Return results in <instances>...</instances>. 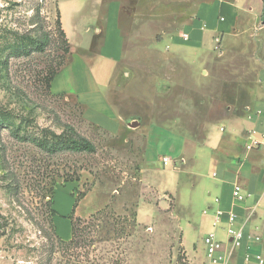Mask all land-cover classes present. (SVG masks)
Wrapping results in <instances>:
<instances>
[{"label":"rangeland","instance_id":"1","mask_svg":"<svg viewBox=\"0 0 264 264\" xmlns=\"http://www.w3.org/2000/svg\"><path fill=\"white\" fill-rule=\"evenodd\" d=\"M61 1L0 0V264H209L203 238L213 230L220 184L213 173L223 158L215 147L236 126L223 117L225 107L212 104L221 93L212 72L223 67L225 76L253 87L264 74V28L253 25L228 55L220 57L215 50L221 48L196 54L179 37L202 0H120L124 58L110 98L124 118L103 124L73 96L51 91L49 78L66 63L70 42L73 73L85 75L80 61L87 63L102 44L99 37L82 52L76 34L70 42L60 35ZM72 1L74 8L65 10L68 29L76 9L85 18L97 4ZM252 16L260 23L257 11ZM69 125L96 150L50 152L31 140L51 143V132ZM153 125L188 138L180 168L149 161L148 147H168L161 138L147 140L145 129ZM64 184L70 196L59 191L53 205L55 189ZM70 207L78 217L76 239L64 244L59 236L71 230ZM214 230L227 240L221 226ZM257 244L250 253L264 259V239ZM254 258L247 264H258Z\"/></svg>","mask_w":264,"mask_h":264},{"label":"crops","instance_id":"2","mask_svg":"<svg viewBox=\"0 0 264 264\" xmlns=\"http://www.w3.org/2000/svg\"><path fill=\"white\" fill-rule=\"evenodd\" d=\"M59 5L62 27L69 42L71 34H76L80 44L78 48L82 52L89 50L99 37L102 44L100 50L95 52L87 63L80 61L87 69L88 74L85 75L81 72L73 73V67L69 62L72 50L70 42L68 59L51 83L52 93L73 96L82 104L86 115L91 120L103 124L122 120L124 115L110 98L113 91L112 85L118 77V68L124 58L125 35L121 27L124 10L122 1L97 0L92 13L85 18L82 15L84 14L82 8L76 9L75 13L78 14V19L70 25L69 29L65 22V10H72L74 2L63 0ZM262 9L263 0H202L195 8L193 17L184 24V32L190 35L189 40L185 41L181 36L179 40L189 42L196 54L198 50L206 54L210 53V49L221 48L215 50L217 54L220 57L225 53L228 55L239 39L247 37L246 34L253 25L258 29L264 28L261 21ZM255 11L258 12L260 23H257L258 21L254 23L252 15ZM86 57L84 55L83 59ZM225 73H227V69L214 66L212 77H216L221 93L216 98L217 101L212 100V104L225 107L223 117L232 120L236 126H234L231 135L225 139L221 137L215 147L221 152L223 158H218L220 172H214L216 176L213 175L220 179V184L215 185V190L218 192L215 200L219 198L220 201H215L216 206L211 215V223L215 219V211L218 208L226 211L235 208L240 212L238 225L243 226L245 237L243 246L237 250L236 255L231 259V264H247V260L244 259L245 252H250L251 249L257 250L261 245L257 243H262L264 239V74L258 77L259 80L257 78L252 87L241 80H236V78L230 79L225 76ZM223 127L225 129L222 128L221 131H226V126L223 125ZM145 130L147 140L158 137L166 140L164 143H168V147L165 149L148 147L146 152H150L149 161L151 164L156 161L161 168L165 169L167 166L163 165L164 155L171 158V165L174 168H180L185 163L184 151L185 147L189 145L187 137L180 132H175L170 127L161 125H153L151 129L146 128ZM209 133L210 139L211 131ZM252 138H257L261 142L256 150L246 147ZM147 162V158L144 156L141 167L142 175L145 173L144 165ZM151 164H148L149 169L152 168ZM252 175L258 176L260 181L252 179ZM235 183L242 185L249 193L243 204H237L233 196ZM59 191L66 196H70L72 192L68 184L67 186L66 184L59 185L54 192V203ZM161 191L172 194L169 190ZM208 209H212V206H208ZM70 210L71 207L67 213ZM73 210L70 212L71 214ZM205 213L208 214V211ZM57 218L56 211L54 223ZM210 218L208 219L209 223ZM253 235H259L260 240H255ZM71 238L72 224L71 230L66 233L63 239L68 241Z\"/></svg>","mask_w":264,"mask_h":264},{"label":"built area","instance_id":"3","mask_svg":"<svg viewBox=\"0 0 264 264\" xmlns=\"http://www.w3.org/2000/svg\"><path fill=\"white\" fill-rule=\"evenodd\" d=\"M181 37L185 41L189 40V34L187 32H183ZM260 143L261 142L257 138H252L246 147L248 149H253L260 146ZM171 164V158L165 156L163 158V165L169 166ZM213 175L216 176V173ZM233 196L237 204H243L247 200L249 193H245L242 185L235 183L233 185ZM215 201L219 202L220 199L216 198ZM239 219L240 212L235 208L229 211L218 208L215 211V219L212 222L213 230L209 231L203 238L209 264H231V259L236 255L237 250L243 246L245 237L243 226L238 225L240 221ZM219 226L225 231L227 237L226 241L218 238L217 233L214 230ZM253 238L257 241L260 240L259 235H253ZM253 257H255L254 259L258 264H264V259L261 258V256H253L249 251H246L244 254V259L247 261L251 260Z\"/></svg>","mask_w":264,"mask_h":264},{"label":"trees","instance_id":"4","mask_svg":"<svg viewBox=\"0 0 264 264\" xmlns=\"http://www.w3.org/2000/svg\"><path fill=\"white\" fill-rule=\"evenodd\" d=\"M261 21L262 24H264V0H263V9H262V16H261ZM56 24L57 27L59 28L60 31V35H62L66 40H67V36L66 33L62 27V21H61V14L58 13L57 16V20H56ZM47 42V39L43 40L42 42V46L41 48L43 49L45 43ZM69 45L66 48V52H69ZM63 66V65H62ZM62 66L60 67V69L62 68ZM58 69L56 72H53L49 78L50 82L52 83L53 79L55 78V76L57 75L58 71L60 70ZM52 135V142L49 143L48 142V138L43 137V138H36V137H32L31 140L38 145L39 147H42L44 149H47L50 152H57V151H61V150H71V151H75V152H94L96 150L95 144L89 140L88 138L82 136L81 134H79L77 132V130L73 127V126H68V130H64L62 133H55V132H51ZM52 204H54V201L52 202ZM78 204V196H77V202L75 204V207H77ZM52 212L53 215L56 214V211L54 208H52ZM75 208L72 212V214L70 215L71 221H72V238L68 241L62 239L59 235V239L62 243L64 244H72L73 242H75L76 239V228L75 225L73 223V220L78 217H75Z\"/></svg>","mask_w":264,"mask_h":264}]
</instances>
